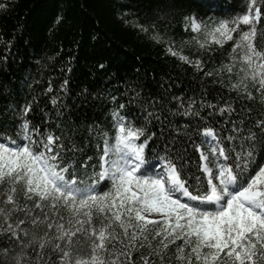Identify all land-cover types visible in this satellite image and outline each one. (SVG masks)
I'll list each match as a JSON object with an SVG mask.
<instances>
[{
    "label": "snow or ice",
    "instance_id": "6c2138e0",
    "mask_svg": "<svg viewBox=\"0 0 264 264\" xmlns=\"http://www.w3.org/2000/svg\"><path fill=\"white\" fill-rule=\"evenodd\" d=\"M262 4L246 0L239 13L213 24L188 19L191 30L203 34L192 37L200 49L234 41L228 62L205 75L227 73L230 91L264 106ZM166 50L197 70L204 67L199 58ZM171 101L176 104L169 107ZM171 101L144 100L142 118L122 115L120 103L106 129L73 122L66 131L58 123L57 132L47 117L43 126L27 119L31 104L20 121L0 125V264H136L134 252L140 264H264V118L227 101L195 111L192 99L172 95ZM201 108L212 112L201 116ZM216 113H228V135L210 126ZM177 115L208 122L183 126ZM153 121L163 145L146 154L150 141L158 143ZM85 131L93 155L76 142Z\"/></svg>",
    "mask_w": 264,
    "mask_h": 264
},
{
    "label": "trees",
    "instance_id": "16d2710c",
    "mask_svg": "<svg viewBox=\"0 0 264 264\" xmlns=\"http://www.w3.org/2000/svg\"><path fill=\"white\" fill-rule=\"evenodd\" d=\"M240 1L214 0L211 7L208 0L9 1L0 11V125H10L13 118L20 121L19 114L31 104L27 119L42 125L47 117L51 130L66 131L65 125L73 122L79 126L95 122L106 129L118 104L125 105L120 110L122 115L142 118L147 107L144 100L155 97L168 104L172 95L185 102L194 100V111L200 104L227 101L237 111L251 109L253 117L264 118V106L258 99L242 98L243 94L229 90L227 73L222 77L205 75L228 62L234 41L225 42L223 47L209 42L200 49L192 37L202 40L203 34L193 32L189 19L184 18L191 13L202 14L203 24H213L238 12ZM157 34L160 40L153 38ZM169 46L190 59L199 58L204 67L197 70L181 61L166 50ZM251 90L259 97L255 89ZM175 104L171 101L169 107ZM199 111L207 117L212 109ZM164 116L168 113H163L162 120ZM227 116L216 113L210 117V126L228 135L231 124ZM175 120L183 126L191 121L193 127L208 122L194 115H177ZM15 130L9 126L8 135L15 138ZM151 130L158 143L150 141L146 154L163 145L160 125L153 121ZM4 131L0 126V132ZM86 136V131L78 132L76 142L86 155H93L95 149L85 142ZM188 151L192 160L198 161V154L191 148ZM191 170L198 174L195 163ZM139 255L133 253L136 264H140Z\"/></svg>",
    "mask_w": 264,
    "mask_h": 264
},
{
    "label": "rangeland",
    "instance_id": "374dc122",
    "mask_svg": "<svg viewBox=\"0 0 264 264\" xmlns=\"http://www.w3.org/2000/svg\"><path fill=\"white\" fill-rule=\"evenodd\" d=\"M9 1H11V0H0V5H3V7H0V11L1 10H3L4 8H5V6L9 3ZM245 3H246V0H241L239 3H238V12H236V13H239L240 12V10H241V8H243L244 7V5H245ZM235 13V14H236ZM234 14V15H235ZM202 14H200L199 16L198 15H196V14H194V13H191L190 15H188V16H184V18H190V17H194L196 20H197V22L198 23H203L204 22V18L201 16Z\"/></svg>",
    "mask_w": 264,
    "mask_h": 264
}]
</instances>
